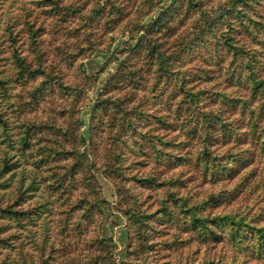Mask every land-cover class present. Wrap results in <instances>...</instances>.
<instances>
[{
    "label": "rangeland",
    "instance_id": "obj_1",
    "mask_svg": "<svg viewBox=\"0 0 264 264\" xmlns=\"http://www.w3.org/2000/svg\"><path fill=\"white\" fill-rule=\"evenodd\" d=\"M263 126L264 0H0V264H264Z\"/></svg>",
    "mask_w": 264,
    "mask_h": 264
},
{
    "label": "trees",
    "instance_id": "obj_2",
    "mask_svg": "<svg viewBox=\"0 0 264 264\" xmlns=\"http://www.w3.org/2000/svg\"><path fill=\"white\" fill-rule=\"evenodd\" d=\"M250 111H251V113H253L252 111V109H250ZM263 130H264V126H263V128H262ZM16 203L15 202H13V203H11L9 206H8V208H7V210H9V212L10 213H14V214H18L19 213V209L18 208H14V206L13 205H15ZM11 207H12V209H11ZM48 236H50V235H48ZM51 237V236H50ZM67 248V247H66Z\"/></svg>",
    "mask_w": 264,
    "mask_h": 264
}]
</instances>
